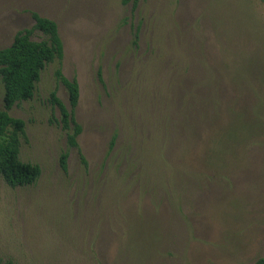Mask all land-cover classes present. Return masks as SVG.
<instances>
[{
    "label": "rangeland",
    "instance_id": "1",
    "mask_svg": "<svg viewBox=\"0 0 264 264\" xmlns=\"http://www.w3.org/2000/svg\"><path fill=\"white\" fill-rule=\"evenodd\" d=\"M32 13L59 27L62 73L79 84L75 116L88 165L50 103L56 91L70 109L55 62L34 98L10 111L26 123L21 160L42 174L23 188L0 178V264L264 257V0H0V49L34 26ZM196 82L215 106L202 122L193 119L205 108ZM212 121L241 132L215 136L210 148L198 139L195 152H204L193 153L194 131L183 125L205 131ZM208 158L214 165H203Z\"/></svg>",
    "mask_w": 264,
    "mask_h": 264
},
{
    "label": "trees",
    "instance_id": "2",
    "mask_svg": "<svg viewBox=\"0 0 264 264\" xmlns=\"http://www.w3.org/2000/svg\"><path fill=\"white\" fill-rule=\"evenodd\" d=\"M32 17L35 20L34 26L20 31L9 47L0 49V92L3 104V109L0 110V178L12 188H23L34 185L39 180L42 169L38 164L21 160L22 140L26 138V123L22 119L12 117L10 111L16 105L28 102L34 98L37 84L41 79L43 71L48 65L55 62L59 64L55 75L57 80L66 87L69 93L70 109L57 97L56 91L51 93L50 103L54 109L57 108L60 112L59 123L62 129L67 132L69 148L78 149L83 165H88L78 143V137L81 135L83 128L77 122L75 116V110L80 99L79 84L76 79L69 80L62 73L61 65L64 58V45L59 34V27L55 21L42 17L37 13H32ZM36 33H40L43 36L42 39L35 40L33 37ZM137 41L138 34L136 33L135 45H137ZM207 78L209 79V76ZM205 80L206 76H204ZM204 88L205 91L203 90ZM192 89L196 90L198 97L204 100L202 104H204L205 108L197 110V116L193 117L195 122H198L200 119L202 122L205 120L207 114L211 117V112L213 113L215 109L213 101H207L210 96L213 97V94L210 90V92L206 91L209 89L207 86L201 87L197 82L192 86ZM237 116L238 114H233L234 120L238 119ZM183 127L188 129L190 133L195 132H193L194 138L192 137L190 142L192 151L194 150L193 153L196 154L204 152V150L195 152L194 145L198 139H207L206 143L209 144L210 148L212 145L211 141L215 136L221 138L222 135L231 134L238 137L241 132L237 126L223 127V125L219 126V123L212 121L209 130L205 128V131H208L209 136H211L208 139V136L205 138L201 136L204 128L194 126L192 123H188L187 128L185 124ZM223 138L219 140L214 139L215 141L222 142ZM116 139L117 136L115 135L110 143V151L114 149ZM179 142L182 145L185 143V141ZM221 147L217 148L216 151L213 149L212 153L221 152L225 147L224 143ZM68 156L69 154L64 152L60 159L64 172L68 170ZM201 162L206 166L214 165L212 160H201ZM8 264L13 263L9 262ZM255 264H264V257L259 258Z\"/></svg>",
    "mask_w": 264,
    "mask_h": 264
}]
</instances>
